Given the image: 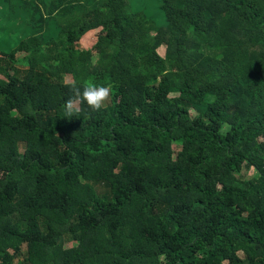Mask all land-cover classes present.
Returning <instances> with one entry per match:
<instances>
[{
    "label": "trees",
    "instance_id": "1",
    "mask_svg": "<svg viewBox=\"0 0 264 264\" xmlns=\"http://www.w3.org/2000/svg\"><path fill=\"white\" fill-rule=\"evenodd\" d=\"M134 2L0 0V264H264V0Z\"/></svg>",
    "mask_w": 264,
    "mask_h": 264
},
{
    "label": "clouds",
    "instance_id": "2",
    "mask_svg": "<svg viewBox=\"0 0 264 264\" xmlns=\"http://www.w3.org/2000/svg\"><path fill=\"white\" fill-rule=\"evenodd\" d=\"M94 63H99V56L95 58ZM64 85L73 93L65 101V116L79 113L81 104H86L93 111H99L106 106L112 93L110 84H96L92 80H85L82 84H78L75 79H65Z\"/></svg>",
    "mask_w": 264,
    "mask_h": 264
},
{
    "label": "rangeland",
    "instance_id": "3",
    "mask_svg": "<svg viewBox=\"0 0 264 264\" xmlns=\"http://www.w3.org/2000/svg\"><path fill=\"white\" fill-rule=\"evenodd\" d=\"M131 2H134V0H131ZM134 3H136L137 6L143 4L141 2V0H135ZM99 33H100V29H96V30L91 31V32L87 33L86 35H84L81 38V40L76 44V47H75L76 51H82V50L90 49L94 45V43L97 41ZM157 53H158V55L163 57L164 47H159L157 49ZM22 55H24V54L23 53L17 54L18 57H21ZM0 77H2V76L0 75ZM66 79H72V77L67 76ZM110 100H111V98L106 102V106L110 104ZM233 167L236 169V174L238 176H240L241 178L249 179V178H252L254 175L253 169L244 167L243 162L234 161ZM72 245H74V243L67 244V246H72ZM17 264H18V262H17Z\"/></svg>",
    "mask_w": 264,
    "mask_h": 264
}]
</instances>
